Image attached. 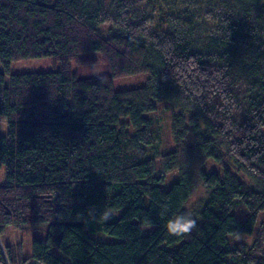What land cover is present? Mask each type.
<instances>
[{
    "label": "trees",
    "instance_id": "16d2710c",
    "mask_svg": "<svg viewBox=\"0 0 264 264\" xmlns=\"http://www.w3.org/2000/svg\"><path fill=\"white\" fill-rule=\"evenodd\" d=\"M92 51L109 74L77 76ZM263 126L264 0H0V235L46 225L0 264H264Z\"/></svg>",
    "mask_w": 264,
    "mask_h": 264
},
{
    "label": "rangeland",
    "instance_id": "374dc122",
    "mask_svg": "<svg viewBox=\"0 0 264 264\" xmlns=\"http://www.w3.org/2000/svg\"><path fill=\"white\" fill-rule=\"evenodd\" d=\"M158 17V16H157ZM156 17V18H157ZM83 58H90L88 59V63H73L71 64L72 70L76 73L79 77H88V76H100V75H107L110 72L109 64L102 61L100 55L96 51L88 52L84 55H82ZM55 66H52V62L48 57H40V58H32V59H24V60H17L13 61L10 64V70L12 72H20V71H32V70H51L54 69ZM147 77V74L145 72L129 75V76H123V77H117L113 80V86L117 90H123L128 89L132 87H136L139 85H142L145 82V78ZM162 114V120L164 124L162 136L164 139L167 140L169 144V148L174 147V144L172 142V137L169 133V128L167 125V116L164 112H161ZM262 130L264 132V126L262 127ZM5 131V126L4 130ZM163 146V145H162ZM157 156V155H155ZM159 163V160H157ZM205 165L207 169H215L220 170L219 165L215 164L212 160H206ZM241 175V174H240ZM176 174L175 173H169L167 175L166 184H170L175 179ZM202 194V188L199 186L196 188L194 194L191 197V200L189 202V206L194 209L196 206V200L199 195ZM235 213L240 216L244 217L246 215V212L243 208H239L235 211ZM45 228L46 225L40 226L36 231H18L14 229L11 226H7L3 233L0 235V240L3 242H6V240H12L17 239L21 241L22 244V252L24 256H29L31 253V240L33 237L37 238H44L45 235ZM146 231V230H145ZM99 239L105 240V241H115L118 238L115 236L107 235V234H99ZM255 238L254 234L252 235H246V234H240L233 238V241L236 242H248L250 243ZM177 245V244H175ZM30 264V263H29Z\"/></svg>",
    "mask_w": 264,
    "mask_h": 264
},
{
    "label": "clouds",
    "instance_id": "9594fccd",
    "mask_svg": "<svg viewBox=\"0 0 264 264\" xmlns=\"http://www.w3.org/2000/svg\"><path fill=\"white\" fill-rule=\"evenodd\" d=\"M2 178V177H0ZM105 220L109 219L108 213L103 214ZM196 227L195 219L188 214H179L166 222V230L174 236H181L190 233Z\"/></svg>",
    "mask_w": 264,
    "mask_h": 264
},
{
    "label": "crops",
    "instance_id": "0c3cea01",
    "mask_svg": "<svg viewBox=\"0 0 264 264\" xmlns=\"http://www.w3.org/2000/svg\"><path fill=\"white\" fill-rule=\"evenodd\" d=\"M16 241H19V240H17V239L6 240V242H3V241H2V243H4L5 245H8V244H12V243H14V242H16ZM23 255H24V254H23Z\"/></svg>",
    "mask_w": 264,
    "mask_h": 264
},
{
    "label": "built area",
    "instance_id": "2783aa9c",
    "mask_svg": "<svg viewBox=\"0 0 264 264\" xmlns=\"http://www.w3.org/2000/svg\"><path fill=\"white\" fill-rule=\"evenodd\" d=\"M2 252H3V250H2Z\"/></svg>",
    "mask_w": 264,
    "mask_h": 264
}]
</instances>
